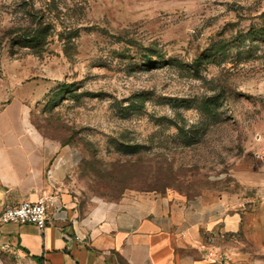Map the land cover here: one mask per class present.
<instances>
[{
    "label": "rangeland",
    "instance_id": "1",
    "mask_svg": "<svg viewBox=\"0 0 264 264\" xmlns=\"http://www.w3.org/2000/svg\"><path fill=\"white\" fill-rule=\"evenodd\" d=\"M12 100L82 151V202L237 197L241 230L211 239L222 263L264 264V0H0V112Z\"/></svg>",
    "mask_w": 264,
    "mask_h": 264
},
{
    "label": "crops",
    "instance_id": "2",
    "mask_svg": "<svg viewBox=\"0 0 264 264\" xmlns=\"http://www.w3.org/2000/svg\"><path fill=\"white\" fill-rule=\"evenodd\" d=\"M20 113L13 100L0 112V208L43 197H55L56 205L43 231L0 229V264H226L225 241L211 237L241 230L237 197L129 192L84 203L67 182L82 151L45 140Z\"/></svg>",
    "mask_w": 264,
    "mask_h": 264
},
{
    "label": "built area",
    "instance_id": "3",
    "mask_svg": "<svg viewBox=\"0 0 264 264\" xmlns=\"http://www.w3.org/2000/svg\"><path fill=\"white\" fill-rule=\"evenodd\" d=\"M55 205V197H43L37 202H24L16 206L0 208V229L10 224H27L43 231L49 220V209ZM59 212L63 218L66 217V211Z\"/></svg>",
    "mask_w": 264,
    "mask_h": 264
}]
</instances>
